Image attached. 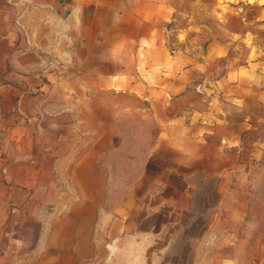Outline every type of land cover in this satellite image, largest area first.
<instances>
[{"label":"crops","instance_id":"1","mask_svg":"<svg viewBox=\"0 0 264 264\" xmlns=\"http://www.w3.org/2000/svg\"><path fill=\"white\" fill-rule=\"evenodd\" d=\"M170 17L162 0H0V264L36 245L81 264L120 239L157 149L190 162L201 119Z\"/></svg>","mask_w":264,"mask_h":264},{"label":"rangeland","instance_id":"2","mask_svg":"<svg viewBox=\"0 0 264 264\" xmlns=\"http://www.w3.org/2000/svg\"><path fill=\"white\" fill-rule=\"evenodd\" d=\"M162 1L167 46L191 68L185 106L199 109L200 147L185 166L157 149L108 234L120 239L81 264H264V0ZM54 256L36 245L9 264Z\"/></svg>","mask_w":264,"mask_h":264}]
</instances>
